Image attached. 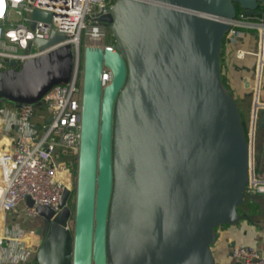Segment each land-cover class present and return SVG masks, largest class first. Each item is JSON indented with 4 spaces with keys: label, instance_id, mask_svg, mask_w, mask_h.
Returning a JSON list of instances; mask_svg holds the SVG:
<instances>
[{
    "label": "water",
    "instance_id": "1",
    "mask_svg": "<svg viewBox=\"0 0 264 264\" xmlns=\"http://www.w3.org/2000/svg\"><path fill=\"white\" fill-rule=\"evenodd\" d=\"M261 2L115 0L108 8L115 48L84 50L75 192L65 189L58 211L37 206L44 238L33 264H217L216 228L240 219L250 142L221 78L230 24L200 13L230 19L236 4L250 13ZM51 17L36 9L31 25ZM63 38L53 30L34 42ZM73 63L65 44L0 66V97L41 105L69 81Z\"/></svg>",
    "mask_w": 264,
    "mask_h": 264
},
{
    "label": "built area",
    "instance_id": "2",
    "mask_svg": "<svg viewBox=\"0 0 264 264\" xmlns=\"http://www.w3.org/2000/svg\"><path fill=\"white\" fill-rule=\"evenodd\" d=\"M149 1V0H145ZM115 0H0V66H19L27 58L39 56L70 44L74 63L69 81L54 84L42 97V104L22 102L13 109H0V264H33L44 235L37 227L26 228L17 217H39L37 206L54 210L66 188H74V175L80 146L82 78L84 50L88 45L115 48V38L107 23L93 20L103 7L107 11ZM36 9L50 11L51 20L35 19ZM202 15L230 24L225 40L236 42L243 29L255 32L264 43V11L237 12L230 19ZM53 30L64 38L40 48L36 38H49ZM244 50L237 49L242 56ZM13 59L15 64H11ZM264 56H259V65ZM111 71L104 67L103 80ZM107 77V78H106ZM264 106L253 100L246 135L250 142L249 177L245 193L264 194V177L256 173L252 141L257 126L258 109ZM44 108V110H40ZM38 112L43 116L34 121ZM17 126V127H16ZM31 197L33 204H29ZM23 203L25 206L23 207ZM13 219V220H12ZM231 255L238 264H264V254L251 245L235 244Z\"/></svg>",
    "mask_w": 264,
    "mask_h": 264
},
{
    "label": "crops",
    "instance_id": "3",
    "mask_svg": "<svg viewBox=\"0 0 264 264\" xmlns=\"http://www.w3.org/2000/svg\"><path fill=\"white\" fill-rule=\"evenodd\" d=\"M225 42L221 54V74L237 99L248 125L253 100L257 99L264 105V64L259 65V56H264V43L261 46L255 32L246 29L240 31L236 42ZM237 49L244 50V54L238 56ZM1 103L12 108L17 105L5 100ZM262 113L264 106L258 109V114ZM42 116L43 113L38 112L34 121ZM252 151L256 173L258 171L257 175L264 177V123L256 126ZM238 211L240 219L237 222L216 228L212 252L217 264H238L231 255V247L235 244L254 246L264 254V194L245 193ZM16 221L26 228L39 225L37 221V225L33 226V219L30 221L22 217H17Z\"/></svg>",
    "mask_w": 264,
    "mask_h": 264
},
{
    "label": "rangeland",
    "instance_id": "4",
    "mask_svg": "<svg viewBox=\"0 0 264 264\" xmlns=\"http://www.w3.org/2000/svg\"><path fill=\"white\" fill-rule=\"evenodd\" d=\"M93 20H95V21H99V22H110L111 20H112V16H111V13L110 12H108V11H105L104 13H102V14H100V15H98V16H94L93 17ZM224 43H223V45H225V39H224V41H223ZM9 99V98H8ZM3 100H5V102H13V103H16L15 101H13V100H11V99H9L8 101H6V99H2L1 101H3ZM0 101V102H1ZM40 110L42 111V110H44V108H40ZM242 115H244V113H242ZM246 128V127H245ZM76 167H77V165H76ZM75 175H74V187H75V185H76V177H77V168H76V170H75ZM257 173H258V175H259V172L257 171ZM23 207L25 206V203H23V205H22ZM40 217V216H39ZM41 218V217H40ZM33 219V226H36L37 225V221L40 223V220H38L37 219V217H34V218H32ZM31 219V220H32ZM30 220V219H29ZM30 220V221H31ZM41 220H42V218H41ZM71 222V224L73 223V221L71 220L70 221Z\"/></svg>",
    "mask_w": 264,
    "mask_h": 264
},
{
    "label": "trees",
    "instance_id": "5",
    "mask_svg": "<svg viewBox=\"0 0 264 264\" xmlns=\"http://www.w3.org/2000/svg\"><path fill=\"white\" fill-rule=\"evenodd\" d=\"M236 7H237V12H239L240 10H245V9L241 8L238 4H236ZM253 11H264V2L259 3L258 7L255 8ZM223 43H224V42H223ZM223 47H224V45H222L221 54H222ZM221 78H222V82H223V85L225 86V88H227V89L231 92V90L228 88V86H227V84H226V81H225V78H224V76H223L222 74H221ZM231 93H232V92H231ZM2 99L9 100V99L6 98V97H0V101H1ZM2 106H3V104L0 102V109H1ZM239 108H240V107H239ZM240 111H241V109H240ZM241 114H242V111H241ZM242 117H243V123H244V126L246 127V128H245V131H246V129H247V123H246V120H245V118H244V115H242ZM76 165H77V164H76ZM76 168H77V167H76ZM76 168H75V170H76Z\"/></svg>",
    "mask_w": 264,
    "mask_h": 264
},
{
    "label": "flooded vegetation",
    "instance_id": "6",
    "mask_svg": "<svg viewBox=\"0 0 264 264\" xmlns=\"http://www.w3.org/2000/svg\"><path fill=\"white\" fill-rule=\"evenodd\" d=\"M74 192H75V187L73 188V194H74ZM37 219L40 220V223H39L38 226H44V221H43V219L41 220L40 217H37Z\"/></svg>",
    "mask_w": 264,
    "mask_h": 264
},
{
    "label": "bare ground",
    "instance_id": "7",
    "mask_svg": "<svg viewBox=\"0 0 264 264\" xmlns=\"http://www.w3.org/2000/svg\"><path fill=\"white\" fill-rule=\"evenodd\" d=\"M107 78V77H106Z\"/></svg>",
    "mask_w": 264,
    "mask_h": 264
}]
</instances>
